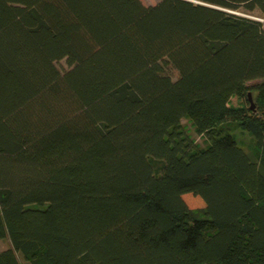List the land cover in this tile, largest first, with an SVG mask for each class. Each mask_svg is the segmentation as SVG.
<instances>
[{
    "label": "trees",
    "instance_id": "1",
    "mask_svg": "<svg viewBox=\"0 0 264 264\" xmlns=\"http://www.w3.org/2000/svg\"><path fill=\"white\" fill-rule=\"evenodd\" d=\"M257 11L0 0V264H264Z\"/></svg>",
    "mask_w": 264,
    "mask_h": 264
},
{
    "label": "rangeland",
    "instance_id": "2",
    "mask_svg": "<svg viewBox=\"0 0 264 264\" xmlns=\"http://www.w3.org/2000/svg\"><path fill=\"white\" fill-rule=\"evenodd\" d=\"M145 5H155L158 3L160 0H141ZM254 18L260 19L264 23V18L261 17V14L257 11L255 12ZM56 66L60 71H65L68 69V64L65 59L59 60L56 63ZM172 75L176 76V73L173 72L172 70L170 71ZM256 93L252 94V101L251 104L254 107V97ZM242 103V101L236 97H233L230 101V104L233 106H238ZM182 124L186 130V132L191 136L192 139L195 140V142L200 146V147H205L207 145V140L203 137L197 134L195 128L193 127L192 123L188 119H183ZM233 126V135L235 136L237 142L239 145L246 151L248 152H253L255 151V142L253 140V137L251 136L250 133H248L246 130H243L238 126L237 124H232ZM154 163L157 165V167L160 166V162L154 161ZM9 246V241L8 240H0V250H3L4 248ZM23 264H29L26 261L21 260Z\"/></svg>",
    "mask_w": 264,
    "mask_h": 264
},
{
    "label": "water",
    "instance_id": "3",
    "mask_svg": "<svg viewBox=\"0 0 264 264\" xmlns=\"http://www.w3.org/2000/svg\"><path fill=\"white\" fill-rule=\"evenodd\" d=\"M249 99H250V101H252L251 94H249ZM251 108L253 109V105H251Z\"/></svg>",
    "mask_w": 264,
    "mask_h": 264
}]
</instances>
